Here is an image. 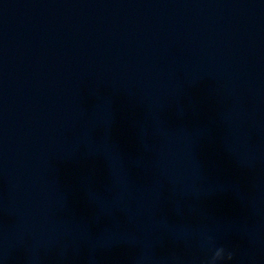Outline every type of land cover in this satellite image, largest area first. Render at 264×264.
<instances>
[{"label":"clouds","instance_id":"9594fccd","mask_svg":"<svg viewBox=\"0 0 264 264\" xmlns=\"http://www.w3.org/2000/svg\"><path fill=\"white\" fill-rule=\"evenodd\" d=\"M207 245L212 244V237H205ZM233 259V252L223 246H216L212 248L211 255L207 258L205 264H224L226 261Z\"/></svg>","mask_w":264,"mask_h":264}]
</instances>
